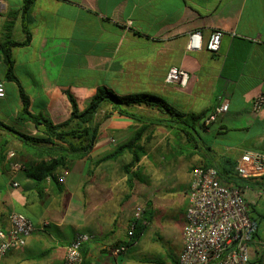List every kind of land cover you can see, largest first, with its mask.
I'll list each match as a JSON object with an SVG mask.
<instances>
[{
    "label": "crops",
    "instance_id": "obj_1",
    "mask_svg": "<svg viewBox=\"0 0 264 264\" xmlns=\"http://www.w3.org/2000/svg\"><path fill=\"white\" fill-rule=\"evenodd\" d=\"M21 7L22 0H0V42H22L24 26L31 34L27 46L11 48L17 82L5 79L6 68L0 71L5 89L0 122L16 133L42 136L19 117L17 84L29 113L53 124L70 117L66 92L83 111L100 86L117 96L154 95L183 114L208 115L223 102L228 111L207 128L200 123L196 141H189L155 124L163 119L156 110L133 107L139 121L116 114L105 118L112 110L105 104L89 153L43 179L34 178V171L51 163L48 154L58 142L23 143L0 128V229H9L12 212L23 214L35 229L0 264H63L77 232L91 236L83 246L85 264H128L148 231L176 232L182 241L195 167L235 173L243 154L264 155V104L252 110L253 100L264 94V0H33L26 15ZM213 31L222 37L218 52L210 54L205 44ZM194 32L201 35V50L187 48ZM170 68L187 74L184 86L165 82ZM133 139L139 142L132 150L141 151L135 164L128 151L116 155ZM12 162L23 169L12 173ZM244 182L243 197L254 207L250 216H258L264 178ZM138 207L144 208L141 236L121 257H108V248L126 240ZM132 259L158 264L140 254Z\"/></svg>",
    "mask_w": 264,
    "mask_h": 264
},
{
    "label": "built area",
    "instance_id": "obj_2",
    "mask_svg": "<svg viewBox=\"0 0 264 264\" xmlns=\"http://www.w3.org/2000/svg\"><path fill=\"white\" fill-rule=\"evenodd\" d=\"M222 33L213 31L205 50L215 54L220 48ZM189 50H201V35L194 32L188 37ZM187 74L170 68L165 76L168 84L184 86ZM5 89L0 82V99ZM264 94L258 95L252 103L253 112L261 110ZM228 111L226 102L221 103L202 120L207 128ZM13 157V155H11ZM23 166L12 162V173L19 172ZM235 174L242 180L264 178V155L258 152L243 154L235 165ZM65 174L58 179L62 183ZM16 186V184H13ZM144 208L138 207L132 214L126 233V240L106 250V255L117 259L128 250L136 227L144 224ZM9 229H0V260L11 250L23 247L33 233L34 226L23 214L12 212L8 216ZM257 223L252 220L242 192L233 184L222 181L215 168L195 167L187 193V206L184 214L182 250L177 264H251L264 249L256 238ZM91 239L86 233L77 232L66 247L63 264H82L83 246Z\"/></svg>",
    "mask_w": 264,
    "mask_h": 264
},
{
    "label": "trees",
    "instance_id": "obj_3",
    "mask_svg": "<svg viewBox=\"0 0 264 264\" xmlns=\"http://www.w3.org/2000/svg\"><path fill=\"white\" fill-rule=\"evenodd\" d=\"M33 0H22L21 15H26ZM24 40L22 42L4 39L0 42V63L6 68L5 79L9 81H16L12 75L13 59L11 56V48L27 46L31 40L30 32L23 27ZM18 85L20 99L22 101V109L20 112V119L32 123L42 136L29 137L16 133L15 131L6 127L0 122V128L9 130L20 138L23 143H30L33 145L51 144L53 141L58 142L55 148L49 152L52 161L50 164H41L34 172V178L43 179L50 176L57 169H67V167L82 158H84L90 151L92 144L96 138L99 124L96 122V117L102 110L105 104L112 106L111 113L105 114L107 118L111 114L132 118L139 121V117L132 111L135 106H143L159 112L163 119L154 121L155 124L164 126L169 129L177 130L184 134L189 141H196L197 131L196 127L206 117L205 114L193 115L183 114L176 111L173 107L167 104L164 100L150 94H135L127 96H117L111 90L104 86L97 88L94 96L83 111H79L74 98L66 92L68 101L71 106L70 117L67 121L60 124H53L50 120L41 114H31L28 111L29 102L21 87ZM139 141L131 140L126 145L118 148L116 155L122 154L125 151L131 153V164L138 163L141 151L135 147ZM222 181L228 184H233L241 192L243 191L244 180L238 178L235 173L230 171H221L215 168ZM39 175V176H37ZM252 220L257 223L256 238L261 240V219L260 216H251ZM263 219V217H262ZM143 232V226L139 224L131 240V244L135 243ZM83 257V249H82ZM84 259H83V263ZM251 264H264V251L261 252L258 258L252 260Z\"/></svg>",
    "mask_w": 264,
    "mask_h": 264
},
{
    "label": "rangeland",
    "instance_id": "obj_4",
    "mask_svg": "<svg viewBox=\"0 0 264 264\" xmlns=\"http://www.w3.org/2000/svg\"><path fill=\"white\" fill-rule=\"evenodd\" d=\"M5 70L4 66H1V73ZM263 200H264V187L262 188ZM254 209L251 205H248V209ZM254 214V212H252ZM260 216L261 224V240L260 244L264 248V201L259 204L256 208V213ZM254 214V215H255ZM263 217V219H262ZM177 223H181V220H177ZM156 234V233H155ZM182 241L180 236L174 232L169 235L158 234L154 236L153 232L148 231L141 238L139 244L136 247V250L132 252V258L135 255H143L144 257L153 259L158 262V264H175V260H177V255L181 249ZM264 251V249L262 250ZM130 258L127 262L128 264H137L134 262V259Z\"/></svg>",
    "mask_w": 264,
    "mask_h": 264
}]
</instances>
